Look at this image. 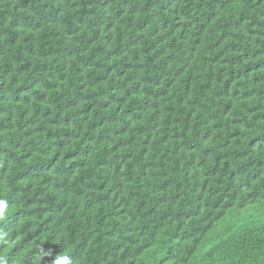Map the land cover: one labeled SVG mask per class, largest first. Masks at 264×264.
<instances>
[{
    "label": "trees",
    "instance_id": "trees-1",
    "mask_svg": "<svg viewBox=\"0 0 264 264\" xmlns=\"http://www.w3.org/2000/svg\"><path fill=\"white\" fill-rule=\"evenodd\" d=\"M0 198L9 264H264V0H0Z\"/></svg>",
    "mask_w": 264,
    "mask_h": 264
},
{
    "label": "clouds",
    "instance_id": "clouds-1",
    "mask_svg": "<svg viewBox=\"0 0 264 264\" xmlns=\"http://www.w3.org/2000/svg\"><path fill=\"white\" fill-rule=\"evenodd\" d=\"M11 214L9 201L7 198H0V223L7 222L9 216ZM10 239L8 238L7 234H0V247L3 246H10ZM41 262L45 257L51 256V251H45V249L38 245V252ZM0 264H9V260L6 256L0 255ZM52 264H75L73 260V255L69 254L66 250L55 256L52 260Z\"/></svg>",
    "mask_w": 264,
    "mask_h": 264
}]
</instances>
